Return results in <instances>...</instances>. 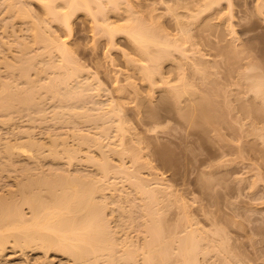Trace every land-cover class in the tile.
I'll return each instance as SVG.
<instances>
[{
	"label": "bare ground",
	"instance_id": "obj_1",
	"mask_svg": "<svg viewBox=\"0 0 264 264\" xmlns=\"http://www.w3.org/2000/svg\"><path fill=\"white\" fill-rule=\"evenodd\" d=\"M4 1L2 2L5 3V6L4 3H2L1 6H3V8H0V10H2V12L3 11L5 12L4 17L6 16V14L8 17H5L7 19V22L3 23L6 21L2 15L4 12L0 14L2 15L1 17L4 18L3 20L0 19L3 21V22L0 21V24L2 23L4 24L2 25V27L0 26L4 31L3 32L4 34L3 33L0 34V67L2 68L4 67L3 71H5L4 73L2 71V74L0 72V115H1L0 125L1 123H4V125H6L5 129H7V125H9L8 129L12 128L13 130L16 131V129L14 128L17 126L16 123H18V120L15 119L14 117L15 115H17L18 117L24 114L25 112L32 113L35 111L34 113H38L43 111L44 107L43 105L40 104L41 103L45 104V102H43L44 100L40 99L41 97L43 98L50 97L49 99L51 101H53V99H55L56 101L57 99V101L59 102L56 103H58L59 106H61L60 104L62 102L65 103L68 101L71 102V103L68 102L66 103V105L64 104L62 107H59L60 109L63 108L62 113L61 112L58 113L60 110L59 108H55L56 107L55 105L52 114V116L53 115L54 116L51 117L52 119L57 118V120L60 121L64 117L66 119L67 118L69 119L70 117L75 122H77L78 120H80V117L79 119H77L79 113L80 115L81 113L83 114V110L77 109L78 107L77 103L78 102L81 103L80 107H84L83 105H85L84 102L83 103L80 102L84 100H80V99L89 96L90 99L92 98L94 101V98L92 96L88 95V93L86 95V91L89 90V88L91 89V87H89L90 85L88 84L89 82H87L84 78L83 79L85 81H83V79L81 78L83 76L85 68L76 61V58H74L75 57L74 50L71 49L73 51L71 52L69 50L70 46H68L69 45L68 39L72 37L74 31L73 30L74 18H76L79 15H83L84 17L88 18L91 21L92 23L91 28H92V32L94 33V40L97 41L101 38L105 39L106 40L105 43L108 47V50L111 51L116 49L117 47L116 38L119 35H123L126 38V40L130 42V45H132V54L131 55H127L128 53L124 54L127 63L125 68L128 72L126 74V81L129 86L135 87V84L134 82H132V79L135 78V76H138V78L142 82H144L149 88L153 89L160 87L161 85L163 86L160 88H169V89L171 88L172 90L169 93V95L170 96L172 95V97L174 98L173 100L175 105H178L179 108L182 107V105H186V108H182L185 110L184 111L185 116L183 115V117L189 115L190 116L189 118L192 119L193 121H196V119H198L197 121H199L200 123L202 122L203 125H209V126L212 125L213 127L215 125L217 126V124L221 122V119L223 117L220 106L216 105L213 99L206 98V96L203 97L198 94L199 92H195V90L193 89L199 88V86H201V88L217 87L215 86L216 82L213 79L214 74L213 72H211V70H213V68L215 69V67L217 66H218L217 70H219L220 68L219 63L221 65V61H223L222 59L219 63L214 62L215 67H212L211 65L212 62L209 61V59L207 60L204 59L205 57V55L203 54L204 52H202L203 51L202 49L201 51H199V49H197L198 46L199 47L200 45L202 46L204 42V44L207 45V47L205 48L209 47L212 50L215 49L220 50L219 53L222 52V54L220 55L222 56L224 55V57L226 56V58L228 57L227 59L231 58V60H234V56L236 52H238L235 51V48H231L227 50L228 52L226 51L227 52L226 54L225 46L223 47L221 46L223 39L218 35V31H219L218 28L220 29V27L218 24H215L216 23L215 21H217L216 19H218V16L222 15L221 12H223V10L222 11L218 10V8L225 0H191V2L187 1L188 4L191 3L190 4V6H192L191 9L187 6H184L182 2L181 3L183 5L179 2L175 4V7L169 6L168 12L172 14L171 15L172 17L174 15L175 16L174 18L176 20L175 23L176 25L174 26L173 25L174 23L172 24L173 27L174 28L176 27V30L178 31V34L176 33H175L176 35L174 34L175 36L170 31H168L170 32L169 34L167 32L168 29L163 27V23L157 20L160 17L158 15H155L154 13L155 9H152L151 12L147 14V17L145 19L144 17H142V15L140 16L139 11L135 10L134 4L129 0H4ZM159 2L163 5L169 3L168 0H159ZM227 2L229 5L228 6L229 15L233 17L234 15L233 0H227ZM33 4H37L40 7V9H42L41 11L43 12L42 14L43 16L41 15L39 16L43 18L35 15L32 12L33 10L31 9ZM183 6L184 8H188L187 10H189L188 11L189 13L186 12V14L185 13L182 14L177 12L178 8L179 7L183 8ZM255 7H257L255 8L256 12L258 10L257 13H263L262 10L264 8V0H256ZM224 15L225 13L223 14V16ZM113 17L115 19L117 18L116 22L112 20ZM180 17H183L187 20L185 21V19ZM231 17H229V19ZM213 21L215 23H213ZM19 24L20 25L27 24L26 25L28 26L27 31L29 32L28 38L31 37L28 39V42H26V40L23 41L25 38H18V35H17L18 40L15 39L16 36H14L15 35L14 29ZM55 25L65 30L67 35L66 36L67 38L65 40L62 39L61 41L60 40L61 37H58V35H55V33H53L54 30L52 31V28ZM174 28L173 30H175ZM10 29L11 30L13 29L12 32L14 31L12 33L13 37L10 36L11 34L9 33ZM248 30L249 31L253 30V27H250L249 29H247V31ZM194 32L197 34L194 35L193 34ZM231 33L234 36H236L235 30L232 29ZM9 37L10 40L13 38L12 40L13 41L17 40V42L8 40ZM212 37H214L215 39L217 38L219 39H217L218 41L217 40L214 41L213 40L214 38ZM196 38H200L202 40L201 42L202 44L200 42L196 43L199 40L197 39L195 42L194 39ZM10 42H12V44L15 43L16 47L18 45L20 50V55L17 53L18 56L14 57L12 60L10 58L11 55H7V58L9 56L8 58L9 60L5 57L6 56L5 54H9V53L12 54L11 52L14 53V51H12L13 50L12 48L15 44L12 46ZM9 45L10 48L12 47L11 48L12 50L9 49L8 47ZM230 45L233 44L231 43ZM36 48L38 49L35 50ZM228 48H230V46ZM31 49L32 50L34 49L35 51L34 55L31 54L32 51ZM201 52L203 55L199 54ZM207 53L210 54V52ZM198 54L201 56V57L199 56V59L197 56ZM177 56H179V58ZM169 62H171V64L169 65L174 64L173 65L174 67L172 66L174 69L172 68L171 71L169 70L167 71L168 73L170 72L174 74L175 78H172V80H171L172 74L171 75L165 74L166 72H164L166 71L164 70L165 67L164 65ZM3 64L5 66H3ZM232 64L230 65L229 63L227 65L231 68ZM209 66H211L212 68ZM2 68H0V71L2 70ZM254 69H256V67H253L251 65L248 67V70H254ZM47 72L48 73L50 72L51 75L49 74L48 79H45L47 82L43 78L42 80L45 82L42 81L41 83L40 81L41 78L44 75H46L45 73ZM3 74L5 76L1 77ZM190 74L192 76L191 78L189 77ZM166 75H168L169 77L168 76L166 77ZM246 79L250 82L249 88H251V92L255 94L256 98H258L257 100L261 99L264 105V76L262 75L249 76ZM195 80L197 82H195ZM236 85L238 87L240 86L239 83L238 84L236 83ZM122 88H119V91L120 89L122 90ZM42 91L45 94H43ZM39 92H41V94L43 95L38 94ZM92 92L93 91L91 90L89 91V93ZM91 95L94 94L92 93ZM37 96L39 97L40 102L38 101ZM94 96L97 97L96 94ZM164 97L167 98L166 96ZM162 99L164 100V98ZM50 100H48L47 98V100L45 101H50ZM87 100H85L86 101L85 103L89 104V100L88 102ZM163 100H161V103L163 102ZM73 101L74 102L76 101L75 102L76 106L72 104L74 103ZM70 104L72 106H70ZM64 106L67 107L64 108ZM40 108L43 109L40 110ZM45 109H47V107H45ZM45 109L43 112H46ZM96 109L95 111H98L97 113L98 119H97V115L91 114L89 111H87L88 113H90V116L95 115L97 120H95V117L91 116L92 119L95 120V122H93L92 119L89 118L90 117L89 115L86 116V118L85 115H83L84 117L83 116H82L83 118L81 117L82 119L79 121V123H82L83 121H85L86 123L88 122L91 123L90 122L91 120L93 125L95 124L97 130L96 134L98 130L102 128L100 133L104 131L102 133L103 136L100 133L99 135L97 134L100 137L96 136V134L93 136L95 139L93 137L91 139L90 138L91 136L89 137L82 136L81 138L84 137L85 138L83 139V141L80 140L82 141L79 143L81 144V149L82 147H84L83 149H85V146L87 145L90 146L92 144L93 147L95 148L99 146L101 147L103 141L102 140L100 141V138L103 139L102 137H104L105 136L104 134H106V139H107L109 136L108 132L109 130H111L109 128L110 125L108 126L107 125L108 123L106 124V121L108 122V118H112L111 120H109L111 122L109 124H112L110 127L113 126L111 131L112 132L114 131L113 129L114 126L117 127L115 131L119 135L118 138L120 137L119 140H121L122 138L121 142L119 143H121V146L123 148L125 147L124 149H126V146H124L125 143L123 144V137L121 136L125 135V134L123 135V133H125L126 130L128 131V127L127 124L125 123L126 121L120 118L121 116L119 117V114L121 112L118 110L117 107L113 108L115 110L108 109L111 110L109 112L107 110H102L103 111L102 112L100 108H96ZM116 109L118 110V112ZM256 109L254 110V112L257 115L264 113L259 108ZM56 110L57 113H55ZM99 110L101 112H99ZM104 111L106 114L104 113ZM1 112L5 114V115L3 114L4 118ZM87 112L85 111V113ZM181 112H183V110ZM31 113L29 116L32 115L31 117L33 118L29 117L31 119V120L29 119V121H32L34 117H36V115L38 116V114H35V116H33L34 114ZM152 114L153 116H155L157 114V111L156 112L153 111ZM46 115L47 114H45L44 116L43 114L42 117L41 116L40 117L43 119H47L46 117L48 116ZM74 117L77 118L74 119ZM115 117H117L119 119L117 120L120 121L118 125L116 121L114 122V120L116 119ZM84 118L88 122L84 120ZM87 118L90 120H88ZM99 120H100L99 124L103 120L102 125L105 124L104 126L107 125L108 128L105 129V127L102 125L101 128H99L100 127L99 124L97 127L96 122H98ZM74 121L71 120L70 122L69 120L68 122L74 124ZM61 122L67 123V120L66 121L62 120ZM124 123L126 124L125 126L127 127V129L124 127ZM15 124L16 126H14ZM104 129L108 130V132L106 133ZM27 130L29 131V129ZM27 130L25 131L20 130L19 133L21 135V131H22L23 136L27 134L26 138L29 139L28 142L27 139H25L26 142L25 140L21 139L25 143H23L21 140L20 142L13 141L14 143L12 142L6 143L5 141L1 143L2 140H0L1 146H3V144L5 143L3 148L0 146V169H2V172L7 173L8 171L7 168H11L13 166H14L13 168L17 170L18 167H21V163L23 165L29 161V163H26V165L22 166L23 169L21 170V172L19 171V169L21 168L18 169L19 175L20 173L21 176H23L22 175L23 173L25 175V179L23 178L24 179L23 182L21 178H19V180H21L20 181L21 183L19 185L21 192L20 193L18 192L19 191L18 187L14 188L15 190L18 189L17 194L20 197L18 196L17 197L20 199H17V197L14 196L15 192L14 194L13 193L9 194L10 196L11 195L14 196L15 197L14 199L13 198L10 199L8 195H7L8 199L6 198L4 199V201L2 198H5L6 196L1 198L2 200L0 202V264H38L39 260L37 259V257L38 258L40 257V262H41V259L47 260L51 258L50 256H52L53 258L56 256L63 257L65 258V260L63 259V261H66V257H67L68 259H72L74 261V263L71 264H139L142 262H143L142 264H196V263L208 264V262H205L207 260L206 256L207 255L209 256L211 251H212L211 256L214 255L213 253L216 254L217 252V254H219L218 257H220V255H222L223 257L222 259L211 258L210 260L212 261V264H214L215 261H217L216 259H218V261L221 260L220 262H218L219 264L221 263L222 264L223 263L253 264V262L251 261L245 263L243 262V260L239 259L240 257V256L238 257L239 253L237 255L236 254L237 252L233 250L237 246L236 247L234 246L235 248L231 247L233 248L232 249L233 251L229 249V245H230L229 240L226 241L225 238H222V237L227 238L226 236L227 233L225 234L226 231L224 230L225 228L223 229L222 226L221 228L217 226L214 220H212L214 223L210 222L209 224V220H208L209 217L208 218L206 217L208 220V224L209 225L212 224V228L214 230L216 229V231H213V229L211 230V232H209L210 230L207 231L204 230L203 229L204 227L203 228L201 227L204 226L203 221H202L203 225H200L201 223L199 224L198 222L196 223V225H198L196 226V228L200 226L201 228L200 227L199 228L201 229V231L199 228L194 230L193 228H195V226L189 224L187 221V225H191L189 226V230L190 227L193 226L191 231L188 232L189 231L188 228L184 229L185 228L184 226L183 231L180 234L183 237L182 236L180 237L179 235L180 231L177 229L172 231V233L179 231L178 235L177 236L175 235L177 234L176 232L174 233L173 236L171 231L166 227L167 225L163 219V216L162 218L160 217L161 213L163 215V211L160 210L161 207H158L159 204L161 203L159 202L161 201V198L157 197L159 196L158 194H161L160 189H158L160 193L159 192L157 193L158 190L155 186L154 188L149 185L150 189H148V184H147L148 182L142 181L144 179L143 178L141 179V177L138 174L136 176L137 178L133 176V174L134 175L136 174L133 172L132 174L128 171L127 168H124L125 166L123 162L121 163L122 166H119V169L120 167H122L123 168V169L121 168L122 170L125 169L124 172L125 171L129 172L132 176L131 178L130 177L129 178L130 180L133 179L132 181L134 182L133 183L127 180L128 178L126 177L128 174H126L125 172L126 176H124L125 178L124 177L123 178L125 179L126 182L129 181L128 183L131 184H128L127 186V189L129 188V190H127L125 187L124 192L125 193L126 191L129 192L131 188L134 190V191L132 190L133 191L132 193L137 191V193L140 195L137 194L138 195L137 197L136 193H134L133 195L129 196L130 193L128 192H127L128 195L127 193L126 194L122 193L124 188H122L123 190L121 188H113L112 191H115L116 189H118L119 192L121 190L122 191L120 192V197H118L117 194L119 195V193H116L117 192L116 190V192H114L116 194L111 196L112 198L111 200H109L110 199L109 196L111 195L112 192H110L111 190L107 186V183L109 182V180L107 179H109L108 178L110 174L109 171L111 169L109 168V162H110L109 160L111 158L109 159L108 156H111L112 153L117 154V152H121V151L122 154L120 153L121 155L118 154V156H124L126 151L128 155H130L129 154L131 153L130 150H132L133 148L130 149L129 147H127V150L124 153L123 152L124 149L122 147H119L120 145L118 146L116 143L115 146L112 144L114 146L113 149L115 151L118 150L115 152L112 149L113 146L109 143L112 147L109 145L107 146L106 149L112 152L107 153L108 150L105 151L106 154H111V155H104L105 151L101 150L102 152L101 157L102 155L103 157H102V161L99 162V166H98L99 172L97 171L96 168L94 169L96 170L97 174L96 172L82 173L83 170H81L82 175L80 173L77 174L78 172H80L78 171L80 170L78 168H77L78 170L74 168L76 169L75 173L77 172L76 173L77 175L73 174L74 169L73 172L72 170L70 171L72 173L68 174L66 172H68V170L71 169L68 163L70 164L75 163L74 161L77 160V155L79 156L81 152L80 145L79 147L75 146L77 148L73 146L70 147V144L67 142L66 139L67 136L63 134L65 136L64 137L61 134L59 135V138L57 137L54 140L52 139V142L51 139L49 140L50 142H48V144L51 143V145L49 146H52V148L51 147L48 148L47 144L45 145L46 142L43 141L44 143L43 142L40 143L37 142V140L36 141L33 140L32 137L30 136L31 132H28ZM7 131L10 132L9 130ZM261 138L263 139L264 137L261 136ZM42 144H44L45 146ZM116 146H118V148ZM43 147H45V150L49 149L48 154L45 153L47 152V150L44 151ZM108 147H110L112 150ZM115 147L117 149H115ZM119 148H122L121 151ZM97 149L100 150L102 149V147ZM132 153H134L135 156L136 154H138L140 158V154L138 151L136 153V151L134 150V152L132 151ZM87 156H89V154ZM86 157H85L86 160L82 157L83 158L82 160L83 161L85 160V162H87L90 156L87 158ZM15 158H17V160L18 158H20L21 161H18L20 166H18L19 164L17 163V160ZM48 158L52 159L53 162L51 161V163L53 164L56 161L58 162V160L60 161L62 159L60 161V162L63 161L61 165L65 164L64 160H66V163L68 162L67 166L66 164L64 165L66 166V169L63 168L64 166H62V168L66 170V172L63 169H61V165L59 164L60 162L58 163L60 165V168L56 167L57 165H55V166H51L53 167L51 169L50 167L49 169L47 168L48 171L47 170L43 171L45 168V164L44 167L41 166L43 165L44 162H47L46 159ZM90 158L92 161V159L94 160L95 157L93 158L91 156ZM135 158L133 157L132 160L134 161ZM139 158L137 157L136 160H139ZM89 160L87 162L88 165H86V163L84 162L85 166H89V165L91 166V161L89 162ZM42 161L43 163L41 164ZM14 162L15 164L16 163L18 164L16 165L17 167L15 166V164L11 166L12 163ZM81 165L80 168L82 169ZM13 168L12 171L9 172H13ZM16 170H14V172H18ZM23 170L24 172L22 173ZM33 170L35 171L33 172ZM85 170L86 167L84 171ZM87 170L92 171L90 169ZM124 172H122V174ZM88 173L89 174L92 173L93 175H88ZM98 173L100 174V176L101 175L102 176L98 177L99 176ZM130 174L128 176H130ZM17 181L18 179L15 180L18 186L19 182ZM113 181H111V188L113 186L114 187L116 186V182ZM112 182L113 184L115 183V185H113ZM118 185L119 183L117 184V187H119ZM160 186L162 185L160 184ZM106 189H108L109 191H107ZM106 191L107 193L110 192V195L109 194L107 195ZM123 194L127 195V197L125 196L126 198L130 197L132 199L133 196L135 198L137 197L135 200L138 199V202L133 201V199H132L133 202L126 201V199H124L125 197L123 196ZM141 195L143 197H142V201L140 202L139 200H141L140 199ZM114 197H117L119 199ZM130 198L127 200H130ZM124 203L127 205L128 210H126ZM133 203H137V204L139 203V204L132 205ZM140 203H142V206L140 205ZM128 205L131 206V207L129 206L130 209ZM113 206H116L115 208L117 209L118 212L113 209L114 208ZM137 206L142 207L141 213H140L141 208L138 210ZM109 207L113 210H111ZM109 209L112 211V212L109 211L111 212V214L108 213L109 215H111V217H108L107 216L108 214L106 213ZM136 210L139 211V212L137 211L138 212L137 214L139 213L140 215L142 214L143 218L146 219L145 227L141 228V226L139 225L137 226L135 224L138 227V230L136 227L135 229H133L134 223H136L134 222L136 219L133 220L134 215L136 217ZM115 212L120 214L116 215ZM205 213H207L206 210ZM142 216H140V218ZM206 216H208V214H206ZM113 218L114 221L116 219L119 221L118 225H117L118 221L115 222L116 223L115 226L117 225L115 227L116 230H113L114 228L111 230L113 226L109 224V219L112 222ZM125 220L128 221L125 222ZM141 220L139 224L141 223ZM136 221L138 222V219ZM196 221L199 220L195 219V222ZM120 222L123 224H121ZM129 222H131L132 225L128 224L127 226V223ZM162 222H164L165 225H162L163 224ZM112 224H114V222H112ZM120 224H121V228H120ZM214 224H216L217 227ZM122 225H125V227H122ZM131 226H133V228ZM163 226H165L169 230V234L167 230L164 231L165 227L163 228ZM126 227H128L129 230ZM122 228L127 229L124 231L126 232L125 234L124 232L121 233L123 234V236L119 232V231H123ZM143 228H145V234H147L150 237L149 239L147 236H146L147 238L145 239L144 235H142L141 232H140L141 234L137 233V231L138 232L143 231L144 230ZM210 228L211 226L208 229ZM130 229H132L133 231L137 230L134 231V233L140 234L141 236L144 237L143 240L141 239L143 238L141 236H138L137 239L135 238V240L140 239V241H143L142 243H140L139 241L136 244L134 241L131 240L133 238H131L132 236L130 235V232L133 231H131ZM221 229H223L224 232ZM184 230L186 232V235ZM206 234L209 235L207 236ZM169 235L173 237H169ZM227 235H229V233ZM9 252L11 253V255L13 254L14 256H16L15 257L16 259L14 258V256L11 255L8 256ZM202 255L203 257H201ZM31 256L32 257L35 256V258H31L29 260ZM45 256H48V258H46ZM142 258L143 261L141 260ZM34 259L37 260H35L34 262ZM67 261L65 263L68 264L69 261L68 262ZM43 262H45L46 264V261L43 260Z\"/></svg>",
	"mask_w": 264,
	"mask_h": 264
},
{
	"label": "rangeland",
	"instance_id": "obj_2",
	"mask_svg": "<svg viewBox=\"0 0 264 264\" xmlns=\"http://www.w3.org/2000/svg\"><path fill=\"white\" fill-rule=\"evenodd\" d=\"M2 1H4V0L0 1V3H1L0 8H3V6H1V5H2V3L6 2V1H4V2H2ZM129 1L134 4L135 10L139 11L140 16L142 15V17H144L145 19L147 17V14L150 13L152 9H155V12H154L155 15H158L160 17L157 20L160 21L161 23H163V27L168 29L167 32L170 31L173 33V35L175 33L178 34V31L176 30V27L175 28L173 27V25L174 26L176 25L175 24L176 20L174 18L175 16L173 15V17H172L171 16L172 14L168 12V7L169 6L175 7V4L179 3V2L180 3L182 2L184 4V6H187L190 9L192 7V6H190L191 3L190 4L187 3V1L191 2V0H168L169 3L166 5L161 4L159 2V0H129ZM233 5H234L233 6V9H234L233 17L234 18L229 15V9H228L229 5H228L227 0H225V1H223V3L218 8V10H221V11L223 10V12H221L222 15H219L220 18L218 16V19H216L217 21H215L216 23L214 21H213V23L218 24L220 27V29L218 28L219 31L218 30L217 31H218L219 37H221L224 41V42L222 41L221 46L222 47L225 46V48H226L225 52L231 48H235V51H238V52H236V54L234 56V60H231V58H229L231 60L230 61L229 59H227L228 57L226 58V56L224 57V55L223 56L220 55V54H222V52L219 53L220 50H217V49L212 50L209 47L205 48V47H207V45H205L204 42L202 44L201 43L202 40L200 38L194 39L195 42L197 39L200 40V41L198 40L196 43L200 42L202 44V46L205 45L202 47L199 44L201 48L198 46L199 48L197 47V49H199V51H201V49L203 50L202 52H204L203 54L205 55L204 59H206V60L209 59V61H211L212 64L211 63H208V64H211L212 67H215L214 62L219 63L223 59V61H221V65L219 63V67H220L219 70H217L218 66L215 67V69L213 68V70H211V72H213L214 77H215V78L213 77V79L216 82L215 86H217V87L201 88V86H199V88L193 89V90H195V92H199L198 93L199 95H201L203 97L206 96V98L213 99L214 102L216 103V105L220 106L223 118L221 119V122L217 124V126L215 125L213 127L212 125L211 126L203 125L202 122L200 123L199 121H197L198 119H196V121H193L192 119H190L189 115H186V117H183V115L185 116V114H184L185 110L182 108H186V105H182V107H180V108L178 107V105H175L174 100H173L174 98L172 97V95L171 96L169 95V93L172 90L171 88L170 89L169 88H160L163 85H161L160 87H157V88H153V89L149 88L144 82H142L138 78V76H135V75H134L135 78L132 79V82H134L135 87L129 86L127 81H126V74L128 72L125 68L127 63H126V57L124 54H127V53H128L127 55L132 54V45H130V42H128L123 35H119L116 38V44H117L116 49L111 50V51L108 50V47L105 43L106 42L105 39L101 38L97 41L94 40V33L92 32V28H91L92 27L91 21L88 18L84 17L83 15H79L76 18H74V21H73V23H74L73 24V30L74 31H73L72 37H70L68 39V44H69L68 46H70V48L69 47L68 48L71 52H73L71 49L74 50V52H75L74 56L75 57L74 56L73 57L76 58V61L78 63H80L85 68L84 73H83L84 77L82 76L81 78L82 79L84 78L87 82H89L88 84L90 85L89 87H91V89L89 88V90H87L88 92L86 91V95L88 93V95H90L94 98V101L92 98H91L92 99L91 100L89 96L88 97L86 96L87 99L89 98L88 99L89 104L85 103L86 102L85 100H87L86 97L80 99V100H84V101H80V102H82V103L84 102L86 107H85V105H83L84 107H80L81 103H79L77 101L78 102L77 106L80 107V108L77 107V109L83 110V114L81 113V115H80V113H79L81 111L80 110L78 112L79 113L78 118L74 117V119H76V118L79 119V117H80V120H81L84 117L83 115H85V118H86V116H88V115L90 116V113L97 115V119H98V114H97L98 111H95L96 108H100L101 111L107 110L109 112L111 110H108V109H113V108L117 107L118 110L121 112L120 114L118 113L119 117L121 116L120 118H122L124 121H126L125 123L127 124V127H128V131L126 130L125 133H123V135L124 134L125 135L124 136H121L122 134L120 135L121 137H123V144L125 143L124 146H126V149H124L125 147L123 148L121 146V143H119V142H121L122 138H121V140H119L120 137L118 138L119 135L115 131L117 129V127L114 126V128H113L114 131L113 132L111 131L113 126L110 127L112 124H109V123H111L109 120H111L112 118H108V122L106 121V124L108 123L107 125L108 126L110 125L109 128L111 130H109V132H108V130H105L108 128V126L107 125L104 126L105 124L102 125L103 120L101 121L100 124H99L100 120L98 122H96L97 127H98V124L100 126L99 128H101V125H102L105 127V129H104L105 132L109 133V136L107 139H106V134H104L105 136L102 137L103 139L100 138V141L101 140L103 141V144H101L102 149L98 150L97 148H101V147L99 146V147L95 148V147H93V144L90 146H88V145L85 146L86 145L85 144L84 145L85 149H83L84 147H82V149H81V144H79V143L82 142L83 139L85 138V137L84 138H81V137L82 136H88V137L91 136L90 138L92 139V137L96 134L97 130H96L95 124L93 125V123H92V121L95 122V120H97L95 115L94 116L91 115L92 117H95V120H93L91 116L89 118L92 119V121L87 118L88 120H90L91 123H89L85 118H84V120H86L88 123H86L85 121H83L82 123H79L80 120H78V121L76 120L77 122H75L70 117H69V119L68 118L66 119L65 117L61 119V121L67 120V123L66 122L62 123L60 120H57V118L52 119V117L54 116V115L52 116V114H53L55 105H56L55 108H59V107H62L64 104L66 105V103H68V102L71 103V102L70 101H68L66 103L62 102L63 103L62 104L60 101L61 106H59V104L56 103V102H59V101H57V99H56V101H55V99H53V101H51L49 99L50 97H47L46 95L45 96L50 101H45V100H47V98L41 97L40 99L44 100L43 102H45V104L41 103L40 105H43L44 109H45V107H47L48 110L47 109H45V110L48 113L43 112L44 111L43 108H42L43 111H41L42 115L44 114V116H45V114H47L46 115V116H48V117H46L47 119L41 118L42 117L41 112L34 113L35 111L32 112L34 114L33 116H35V114H38V116L36 115V117H34L33 120H35V121L32 120L33 122L29 121V119H30L29 117L32 116V115L29 116L31 112L30 113L28 112L29 114L27 112H25L24 114H22L18 117H17V115H15L14 116L15 119L18 120V123H16L18 127L16 126V124L14 125V126H16L14 128V129H16V131L13 130L12 128H11L12 131H11V129H8L9 125H7V129H5L6 125H4V123H1V125H0V136H1L0 140H2L1 143H3L4 141L6 143L7 142L14 143L15 141L20 142L21 139L25 140V139H27L26 138L27 134L24 132L26 135L24 134L25 136H23L22 135L23 132L21 131V135L19 132H20V130L25 131V130L29 129V131L28 130L27 131L31 132L30 136L32 137L33 140H35V141L37 140V142H40V143H42L44 141V142H46L45 145L47 144L48 148L49 147L52 148V146H49V145H51V143L48 144V142H50L49 140L51 139V142H52V139L54 140L57 137L59 138V135L64 134L65 136H67L66 139H67V142L70 144V147L71 146H73V147L78 146L79 147V145H80L81 152H80L79 156L77 155V160L74 161L75 163H71L73 166L67 162L70 165V166L69 165L68 166L71 169L70 170L67 169L68 172H66V170L63 169V168L66 169V166H67L66 160L63 159L65 164H66V166H64L65 164L61 165L63 163V161L60 162L62 159L60 161L58 160V162L54 161L55 163L53 164V163H51V161H52L51 158L46 159V161L48 163L47 162L43 163V161H44L43 160L41 162V164L43 163V165L41 167H44V164H45V168H44V170L43 169L42 170L48 171L49 167H50V169L53 168L51 166L57 165L56 167L60 168V165H61V169H63L68 174L72 173L74 168L80 169V170L77 169L78 171H80L78 173L76 172L77 174H79V173L81 174V170H83L82 173H87V172H89V173L93 172L94 173V172H96V170H94L95 168L99 172V169H98L99 162L102 161V157H103V155L101 157V153H102L101 150L107 151L108 149H106V148L110 144L111 145L113 144L115 146V144L117 143L118 146L120 145L119 147H122L124 149V151H123L124 153L127 150V147H129L130 149L133 148L136 151V153H137V151L139 152L140 158H139L138 154H136V156H135V154L132 153V151L134 152L133 149L130 150L131 151V153H129L130 155H128V153L126 151L124 156H118V154H120L122 152L121 151L122 148H119L121 152H117V154L112 153V155H111V154H106V151H105V153L103 152L104 155H111L108 157H109V159L111 158L109 160L110 161L109 162V168H111L112 170L110 169L109 177L107 176L109 178L107 180H109V182H110V183L109 182L107 183V186L110 188V190H111L110 192H112L113 194L111 193V195H110V192L107 193V191H109V190L106 189L107 195L108 194L110 195L109 200H111V198H112L111 196L115 195L116 193H119V195L117 194V196L120 197V192L123 190L122 188H124L122 193H125L124 192L125 187L127 189L128 184H131L128 182L129 181L133 182L132 181L133 179L130 180V178L132 177L130 173H132V172L135 173L136 175H134L132 173L133 176H135V177L138 174L141 177V179L142 178L144 179L142 181L148 182V183L146 182L148 184V189H150L149 188L150 186H152V187L155 186L157 188V190L160 189L161 194H158L159 196H157L158 198H161V201H159L161 203L159 204L158 207H161L160 210L163 211V215L159 211L161 213L160 217L162 218V216H163V219L167 225L166 227L171 231V233H172V231L177 229L180 231V233H179V231H176L177 234H175V235L177 236L178 233L180 235L183 231L184 226H185L184 229L188 228V230H189V226H191V225H187V221L189 224H192L193 226H195V228H193V226L190 227V230L188 232H190L192 228L194 230L198 229L200 226L198 228H196V226H198V225H196V223L198 222L199 224L201 223L200 225H203L202 221L204 222V226H201V227L202 228L204 227L203 228L204 230H206V231L210 230L209 232H211V230L213 228H212V224L211 225H209V224H210V222H213L212 220H214V222H216L217 226H219L220 228L222 226L223 229L225 228L224 229L226 231L225 234L229 233L230 236L226 234L227 238L226 237H222V238H225L226 241L229 240V244L231 245V246L229 245L230 250H232L233 248H235L237 246L236 248H238V249L235 248L233 250L237 252L236 253L237 255L239 253V255H238V257L240 256L239 259L243 260V262H245V263L251 261V262H253V264H264V138L263 139L261 138V136L264 137V113L257 115L254 112V110L256 108H259L261 111L264 112V105H263L261 99L257 100L258 98H256L255 94L253 92H251V88H249L250 82L246 79L249 76H259V75L264 76V8L262 10L263 13H257L258 10H257V12L255 11L256 10L255 8H257V7H255L256 0H233ZM4 6H5V3H4ZM184 6H183V8H180L181 7L180 6L179 7L180 9L178 8L177 12L182 13V14H184V13L186 14V12L189 13L188 12L189 10H187L188 8H184ZM31 10H33L32 12L35 15L43 16L42 15L43 12L41 11L42 9H40V7L37 4H33ZM0 11H1L0 14H2L4 12V11L2 12V10H0ZM224 13H225V15L223 16ZM2 15L4 17L5 12ZM2 15H0V17ZM41 16H39V17H41ZM3 17H1L0 19L3 20L5 17H8V16L6 14V16L4 18ZM229 17H231L230 18L231 21H230ZM41 18H43V17H41ZM180 18H183V17H180ZM116 19L114 17L112 18V20H114L115 22H116ZM183 19H185V18H183ZM2 20H0V21L3 22ZM5 20H4L5 22H3V23L7 22L6 18H5ZM186 20L187 19H185V21ZM3 23L0 24L1 27H2V25H4ZM26 25L27 24H21V25L19 24L18 26L15 27V29H14L15 32L13 31L15 33L14 36H16L15 39H17V35H18V38H25L23 41L26 40V42H28V39L31 37L28 38L29 32L27 31L28 26H26ZM250 27H253V30L247 31V29H249ZM53 28H52V31L54 30L53 33H55V35H58V37H61V39L59 38L61 41H62V39L65 40L67 38L66 37L67 35H66V32L64 29H61L60 27H58L56 25ZM173 28L176 31L173 30ZM232 29L236 31V34H235L236 36H234L231 33ZM12 30L10 29V31H9V33H11L10 34L11 37H13ZM3 32L4 31L1 28L0 34H2ZM170 32H168V33L170 34ZM195 32H197V31H195ZM195 32L193 33L194 35L197 34ZM219 32H220V34H219ZM172 33H171V35H172ZM212 38H214V37H212ZM12 39L10 40V37L8 38V40H10V41H13ZM217 39H219V38H217ZM217 39L214 38L213 40L215 41ZM17 40H15V41L17 42ZM15 41H13V42H15ZM19 41H20V39H19ZM10 43L12 44V42H10ZM231 43L233 45H230ZM14 44H12V46ZM196 46H197V44H196ZM229 46H230V48H228ZM235 46L237 47V50H236ZM8 47L10 50L13 49L12 51H14V53L11 52L12 54H10V53L5 54L6 58H7V55H11L10 58L12 60L14 57L18 56V54L20 55V50H19L18 45L16 47V44H15L13 46V48L11 47L12 49L10 48V45ZM38 48H39V46H38ZM38 48H36L35 50H37ZM207 49H209V50H207ZM124 52H126V53H124ZM202 52L199 54L203 55ZM207 52H210V54ZM227 52H226V54H227ZM34 53H35V51L33 49L31 51V54L34 55ZM31 54H30V56H31ZM199 54L197 55L198 59L200 56ZM211 55L212 56L214 55L215 57L214 56L212 57ZM216 56H219V57H216ZM177 57L179 58V56H177ZM8 58H9V56H8ZM180 63H183V62H180ZM229 63H230V65L233 63L232 67H231L232 69L227 65ZM169 64H171V62L164 65L165 66L164 70H166L164 72H166L165 74L171 75L172 73H170V72L168 73L167 71L168 70L171 71L172 68L174 67L173 66L174 64L173 65H169ZM234 64H235V67H234ZM225 65L228 67H226ZM250 65L253 67H256V69L248 70V67ZM3 66H5V65L3 64ZM209 67H211V66H209ZM0 68H2V67H0ZM3 69H4V67L0 71L1 74H2ZM4 72L5 71H3V73ZM214 72H216V73H214ZM45 74L46 75L43 74L44 75L43 77L41 76L42 77L40 80L41 83L43 81L42 80L43 78H44V80L48 79L49 74L51 75L50 72L49 73L47 72ZM47 74H48V76H47ZM215 74H217L218 76ZM4 76L5 75L3 74L1 77H4ZM167 76L168 75H166V77ZM228 76H230V77H228ZM189 77L190 78L192 77L191 74L189 75ZM172 78H175L174 74H172L171 80H172ZM229 78H230V80H229ZM82 79H79V80H82ZM84 79H83V81H85ZM45 81H43V82H45ZM217 81H219V82H217ZM195 82H197V81L195 80ZM236 83L237 84L239 83L240 86L238 87L236 85ZM121 86L122 87L124 86V87L122 88ZM119 88H122V90L120 89V91H119ZM90 90L93 91L92 93L94 95L96 94L97 97L94 95H91L92 93H89ZM98 90H100V91H98ZM167 90L168 91L170 90V91L168 92ZM43 91H42V93L45 94ZM38 94L43 95V94H41V92H39ZM40 95H38V96H40ZM164 96H166L167 98H165ZM207 96H209V97H207ZM162 98H164V100ZM37 99L40 102L39 97ZM88 100H87V102H88ZM161 100H163L162 103H161ZM75 102L72 104H74L76 106ZM67 106H68V104H67ZM67 106H64V108H66ZM70 106H72V105L70 104ZM75 106H73V107H75ZM42 109L40 108V110H42ZM62 109L59 108L60 111L58 113H60V112L62 113L63 112ZM96 110H98V109H96ZM100 110H99V112H101ZM113 110H115V109H113ZM118 110H117V112H118ZM182 110H183V112H181ZM36 111H38V110H36ZM85 111L86 112L89 111L90 113L87 112L88 113L87 114V113H85ZM153 111H155V112L157 111V114L155 116H153V114H152ZM55 113H57V110ZM104 113H105V111H104ZM1 114L4 118L5 114L2 112H1ZM31 118H33V117H31ZM115 118L116 119L114 120V122L116 121V123L118 125V123L120 121H118L119 119L117 117H115ZM69 120H70V122H71V120L74 121V124L69 123L68 122ZM125 123H124V127L127 129V127L125 126L126 125ZM14 126H11V127H14ZM48 128H50V129H48ZM101 129H99L100 131L98 130V132H97L98 135L101 132ZM7 130H9L10 132H8ZM103 132L104 131H102V133ZM102 133H100V134L103 136ZM28 134H30V133H28ZM97 134H96V136H98ZM261 134H263V135H261ZM49 137H51V138H49ZM98 137H100V136H98ZM98 137H97V139H98ZM109 137H110V139H109ZM7 140H9V141H7ZM28 140L29 139H27V142H28ZM80 140H82V141H80ZM25 142H26V140H25ZM25 142H23V143H25ZM4 144H3V146H1V144H0V146L3 148ZM42 145H44V144H42ZM103 146L104 147L106 146V147L104 148ZM114 146L112 147V149L114 148ZM118 146H116V147L118 148ZM116 147H115V149H117ZM43 148H44V151L47 150V149L45 150V147H43ZM75 148H77V147H75ZM108 148H110V147H108ZM108 151H107V153L112 152L110 150H108ZM116 151H118V150H116ZM48 152H49V149L45 153L48 154ZM128 152H129V150H128ZM88 154L90 157L91 156L93 158L95 157L94 160L92 159V161H91V158L89 156H87ZM86 156L89 157L88 160L90 159L89 162L91 161V166L90 165L85 166L84 162L86 160L85 159ZM82 157L85 159L84 161L82 160L83 159ZM133 157L134 158L138 157L139 160H136V158H135L133 161L132 160ZM15 159L17 160V158H15ZM88 160H87V162H88ZM18 161H21L20 158H18V160H17V163L19 164ZM15 162L12 163L11 166H13L15 164ZM87 162H85L86 165H88ZM92 162H94V163H92ZM122 162L124 163V166H125L124 168H127L128 171L130 172L129 173V172L125 171L126 174H128V175L130 174V176L127 175V177H126V178H128L127 180H129L128 182H126L124 179L125 178L124 176H126L125 172H124L125 169L122 170L123 169L122 167H120V169L122 168L121 169L122 171L119 169V166H122L121 165ZM17 163L15 164V166L18 165ZM26 163H29V161ZM26 163L23 165H26ZM80 163L81 164L83 163L84 166H83V164L81 165ZM79 164L82 166V169L80 168ZM23 165L21 163V167H18V169L21 168V169H19L20 172L23 169V167H22ZM18 166H20V164ZM62 166H64V167L62 168ZM13 167L7 168V170H8L7 173L2 172V169H0V171H1V173H0V202L2 199H3V201L6 198L8 199V196L10 199H12V198L14 199L15 198L14 196L20 197L17 194L18 189L15 190L14 188L18 187L19 188L18 192L19 193L21 192L19 185L21 183L20 181L22 180V182H23V180L25 179V175L23 173L24 170L22 171L23 176H21V173H20V175L18 174L19 173L18 169L16 170ZM69 167H67V168H69ZM85 167H86V170H85L86 172L84 171ZM12 168H13V172H14V170H16L18 172H14V173L9 172V171H12ZM9 169H11V170H9ZM76 169H74V173H73L74 175H77L75 173ZM87 169H90L92 171H89ZM71 170H72V172H70ZM34 171L35 170H33V172ZM122 172H124V173L122 174ZM35 173H33V174H35ZM89 173H88V175H93L92 173L91 174H89ZM96 174H97V172H96ZM83 176H84V174H83ZM101 176L99 174L98 177H101ZM16 177L18 179L17 182H19L18 186L15 182V180H17ZM19 178H21V180H19ZM110 179H111V181L114 180L113 182H116L115 187L113 186L111 188ZM113 182H112V184H113ZM117 182L119 183V185H118L119 187H117V184H118ZM108 184H110V185H108ZM160 184L162 186H160ZM113 185H115V183ZM129 187H132V186H129ZM113 188H121L122 190L119 189V190H121L119 192L118 189H116L117 190V192H116V190L112 191ZM127 190H129V188ZM132 190L133 189L130 188V191L129 192L126 191V193L127 192L130 193L129 196L133 195L134 193H136V195L138 194L137 191L132 193L134 191V190L133 191ZM14 192L16 195L14 194ZM114 192H116V193H114ZM158 192H159V190L157 191V193ZM11 193H13L14 196L11 195L12 196L11 197L9 195ZM128 193H127V195H128ZM125 194H123V196L127 197V195H125ZM138 195H140V194H138ZM138 195H137V197H138ZM2 197H5V198H2ZM18 197H17V199H20ZM109 197H107V198H109ZM126 197L124 198V199H126V201L138 202V199L135 200L137 197L135 198L133 196L134 197V198L132 197L133 201L130 197H128V198H126ZM140 197H141L140 198L141 200H139V201L141 202L143 196L141 195ZM114 198H117V197H114ZM129 198H130V200H127ZM117 199H119V198H117ZM135 204L138 205L139 203L138 204L133 203L132 205H135ZM130 205H128V207ZM140 205L142 206V203H140ZM124 206H125L126 210H128L127 205L125 204ZM141 206L140 207L137 206L138 210L141 208L140 213L142 210ZM110 207H111V205H110ZM113 207L112 208L117 211V209L115 208L116 206H113ZM130 207H129V209H130ZM110 209L106 212L107 214L108 213L111 214V212H112L111 210H113V209H111V210ZM134 209H136V208H134ZM138 210H136V217L134 215V219H133V220L138 219V222L135 220L134 222H136V223H134V228H133V226H131L133 229H135V227H136L137 230H138V227H137L138 225L141 226V228L145 227V225H146V221H145L146 219L143 218L142 214L141 215H140V213L137 214L139 212ZM205 210L207 213H205ZM109 211H111V212H109ZM204 213H205V215H204ZM115 214L119 215L120 213L115 212ZM206 214H208V216H206ZM212 215H213V217H212ZM107 216L111 217V215H109V214ZM140 216H142V217L140 218ZM206 217L210 218V219L208 218L209 224H208V220ZM163 219H161V220H163ZM195 219H198L200 222L199 221L195 222ZM140 220H141V223H140L141 225L139 224ZM190 220H192V221H190ZM117 221H118L117 219L114 221V218H113L112 222H114V224H112L111 220L109 219V224L113 226L111 228V230L113 228H114L113 230H116L115 227L119 224V221H118L117 225L115 226V224H116L115 222H117ZM126 221H128V220H125V222ZM193 222L195 225L193 224ZM143 223H144V225H143ZM162 223H163L162 225H165L164 222H162ZM121 224H123V223H121ZM121 224H120V228H121ZM128 224H131V222L127 223V226H128ZM216 224H214V225L216 226ZM208 225H209V227L211 226L210 229H208L209 228ZM122 227H125V225H122ZM164 227L165 226H163V228ZM166 227H165L164 231L167 230L168 234H169V230ZM126 228L128 229V227H126ZM126 228L125 229L122 228L123 231H119L120 234L123 233L125 230H127ZM122 229H120V230H122ZM143 229H144L143 231H139V232L137 230H134V231H137V233L141 232L142 235H144L145 239L147 237L149 239L150 237L147 234H145V228H143ZM180 229H182V230H180ZM223 229H221V230L224 232ZM130 230L133 231L132 229H130ZM204 230H203V232H204ZM134 231L133 232L129 231L130 235L132 236V237L131 236L130 237L133 238V239H131V238L130 239L137 244V242H139L140 239L138 238L139 240H135V238L137 239L138 236H141L140 235L141 233L137 234V233H134ZM200 231H201V229H200ZM213 231H216V229L215 230L213 229ZM176 232H174V233H176ZM184 232H185V230H184ZM125 233L126 232H124V234ZM174 233H172L173 236H174ZM121 235L123 236V234H121ZM185 235H186V232H185ZM173 236L169 235V237H173ZM181 236L182 235H180V237ZM223 236H224V234H223ZM141 237H143V236H141ZM144 237L141 239L143 240ZM231 239H233V240H231ZM142 242L143 241H140V243H142ZM140 243H139V245H140ZM231 247H233V248H231ZM211 252H210L209 256L208 255L206 256L207 258L205 257L207 259L205 262H208V264H212V261L210 260L211 258H221V259L223 258L222 255H220V257H218L219 254H217V252H216L217 256L215 253H213L214 255L211 256ZM10 255H11V253L9 252L8 256H10ZM241 255L243 258L241 257ZM11 256H14V255L12 254ZM32 256L29 258V260L31 258H35V256L34 257H32ZM53 256H55V255H53ZM15 257L16 256H14V258ZM45 257L48 258V256H45ZM50 257H49L50 259H47V260L41 259V262H40V257L39 258L37 257V259L39 260L38 264H43V263L45 264V262H43V260L46 261V264H67V263H65L68 259L67 257H66V261H63V259L65 260V258H63V257H59V256H56L54 258L52 256H50ZM201 257H203V255ZM42 258H44V257H42ZM37 259H34V262ZM71 260L72 259H68L70 264L74 263V261L73 260L71 261ZM141 260L143 261V258ZM216 260L217 261L214 260L216 264L221 261V260L218 261V259H216ZM69 262H68V264H69ZM142 263H139V264H142ZM196 264H201V263H196Z\"/></svg>",
	"mask_w": 264,
	"mask_h": 264
}]
</instances>
